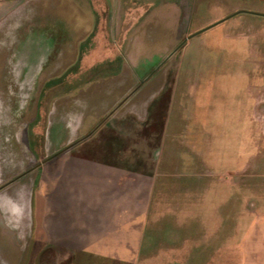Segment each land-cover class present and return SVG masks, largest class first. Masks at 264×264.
<instances>
[{
	"label": "rangeland",
	"instance_id": "374dc122",
	"mask_svg": "<svg viewBox=\"0 0 264 264\" xmlns=\"http://www.w3.org/2000/svg\"><path fill=\"white\" fill-rule=\"evenodd\" d=\"M85 1L95 11L79 6L82 0H0V183L27 171L0 189V219L11 234L6 243L0 238V264H29L31 195L41 207L36 189L44 192L46 172L69 154L146 171L145 180L166 187L218 185L191 207L198 221L168 206L178 192L160 193L166 221L157 240L168 245L174 235L196 231L199 242L213 236L208 247L216 252L226 244L221 235H229V254H215L214 264H239L242 233L264 216V16L248 13L264 14V0ZM236 11L245 12L187 39L89 138L46 161L86 134L186 37ZM157 168L166 174L152 173ZM227 188L221 221L216 204ZM5 200L23 211L8 205L7 212ZM40 207L35 245L44 234ZM173 259L167 253L148 264Z\"/></svg>",
	"mask_w": 264,
	"mask_h": 264
},
{
	"label": "crops",
	"instance_id": "0c3cea01",
	"mask_svg": "<svg viewBox=\"0 0 264 264\" xmlns=\"http://www.w3.org/2000/svg\"><path fill=\"white\" fill-rule=\"evenodd\" d=\"M77 4L82 7L84 4L88 5L89 9L92 7L94 10V6L85 0ZM89 21L93 26L96 24L95 21L90 19ZM189 74L187 76H191V73ZM137 88L138 86H135L110 111L114 114ZM180 103L174 107L179 126L182 119L178 113ZM149 107L147 106V110L150 111ZM155 110L156 107L151 108L152 112ZM105 115L108 116L107 113ZM103 117L92 127L94 130L108 121L109 118L104 122ZM91 129L75 142L86 139L92 132ZM72 144L67 145L57 156H48L46 161H53L59 155H63ZM145 173L146 171H136L120 164L105 168L97 161L88 162L77 155L69 154L63 157L57 171L51 169L46 172L44 192L42 188L36 189L44 196L41 207L34 200V194L31 195L29 264H146V262L148 264L151 258L157 259L159 255L167 253H173L174 259L164 264H214L215 254L220 253L219 255L223 256L229 254V235H221V238H225L226 244L222 242L221 248L216 252L208 247V238L213 236L205 235V240L199 242L196 231H191L189 237L174 235L173 238L178 240L172 242L170 239L172 244L168 245L164 240H157L161 237V223L166 221L165 200L161 199L160 193L164 195L167 189L178 192L179 197L168 206L173 207L174 214L183 212L182 214L190 216L189 220L198 221V210L196 208L192 215L194 209L191 207L202 203V200H199L200 192L208 189L213 191L218 185L204 186L190 181L166 187V184L160 185L154 177L145 180ZM152 173H156L159 177L166 174V171L157 168ZM70 187H73V190L69 192L67 188ZM65 189L71 194L70 199L64 196ZM228 189L222 195L224 198L222 197L216 204L221 208L222 213L219 214L221 221H224V216L228 215V210L224 213V207L231 200ZM183 196H191V198L183 199ZM5 201L4 209L7 212H9L8 205L19 207L23 211L22 204ZM39 207L43 214L41 223L44 234L40 236L39 244L35 245L37 235L34 227ZM160 208H163L162 213ZM12 215L19 216L16 212ZM3 222L0 219V238L6 243V239H10L11 234L8 233ZM162 237L166 238V236ZM238 246L241 257L239 264H264L263 215H256L252 224L242 233ZM10 250L9 253H13ZM38 257L41 258L40 261L37 260Z\"/></svg>",
	"mask_w": 264,
	"mask_h": 264
},
{
	"label": "flooded vegetation",
	"instance_id": "af4514ba",
	"mask_svg": "<svg viewBox=\"0 0 264 264\" xmlns=\"http://www.w3.org/2000/svg\"><path fill=\"white\" fill-rule=\"evenodd\" d=\"M181 47V46H180ZM179 47V48H180ZM178 48V49H179ZM177 49V50H178ZM176 50V51H177ZM175 51V52H176ZM174 52V53H175ZM162 61H163V59H162ZM162 61H160V63L157 65V66H155L154 67V69H153V71L150 73V74H147L136 86H138V88L141 86V85H143L144 84V82H146V80L154 73V72H156L157 71V69L161 66V64L163 63ZM137 88V89H138ZM111 110H113V108L111 109ZM108 116L107 115H105L104 117H103V120H104V122L108 119V118H110L112 115H113V112H111V111H109L108 113ZM100 127V126H99ZM99 127H97L95 130L93 129H91L92 130V132L86 137V139L87 138H89ZM85 136V135H84ZM83 140H85V138L84 139H82V140H80L79 142H81V141H83ZM76 140H74L73 142H70L69 144H71V143H73L69 148H68V150L70 149V148H72L75 144H77V143H79V142H75ZM69 144H67V145H69ZM66 145V146H67ZM66 146L65 147H63V148H61V149H59V150H57V151H55L54 153H52L50 156H52V155H54V156H57L58 154H60L61 153V151L63 150V149H65L66 148ZM27 171L25 170V171H23L22 173H20L19 175H17V176H14V177H12L10 180H8V181H6V182H2V183H0V189L2 190L3 188H5V187H7L8 186V184H11V183H13L15 180H17L18 178H20L21 176H23L25 173H26ZM7 185V186H6Z\"/></svg>",
	"mask_w": 264,
	"mask_h": 264
},
{
	"label": "water",
	"instance_id": "95a60500",
	"mask_svg": "<svg viewBox=\"0 0 264 264\" xmlns=\"http://www.w3.org/2000/svg\"><path fill=\"white\" fill-rule=\"evenodd\" d=\"M239 12H245V11H237V12H235V13H232V14H230V15H228L227 17H225V18H223V19H221V20H219V21H217V22H215V23H213V24H211V25H209V26H207V27H205V28H202V29H200V30H198V31H196V32H194V33H192V34H190L188 37H186L178 46H176L170 53H168L167 55H166V57L163 59V61L162 62H164L167 58H169L187 39H189V38H191L192 36H194V35H196V34H198V33H200V32H202V31H204V30H206V29H208L209 27H211V26H214V25H216V24H218V23H220L221 21H223L224 19H227V18H229V17H231V16H233V15H235V14H237V13H239ZM248 13H251V14H255V15H258V16H264V14H261V13H256V12H248Z\"/></svg>",
	"mask_w": 264,
	"mask_h": 264
}]
</instances>
